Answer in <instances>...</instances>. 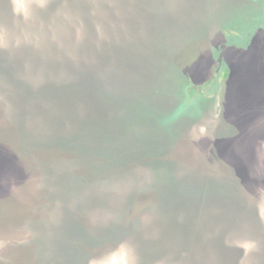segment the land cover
<instances>
[{
  "label": "trees",
  "instance_id": "obj_1",
  "mask_svg": "<svg viewBox=\"0 0 264 264\" xmlns=\"http://www.w3.org/2000/svg\"><path fill=\"white\" fill-rule=\"evenodd\" d=\"M83 1H52L50 11L62 3L63 7L67 6L64 8L69 7L70 11L76 12L81 18L85 17L83 22L93 29L94 16L92 18L90 15V4ZM12 7V0H0V20L6 24H15L16 21L19 25L15 24L14 34H17L26 28L22 25L24 22L21 18L13 20L15 16ZM50 11L45 12L47 18H51ZM41 16L44 20V11ZM108 30L109 26L106 28ZM38 31V36L44 32ZM28 42L20 46L19 52L13 56L0 45V80L5 81V86H0V91L4 93L6 101H0V250L5 249H1V244H4L6 249H16L19 252L17 258L5 257L0 264H44L46 244L50 246L48 253L58 254L59 257L51 255L46 258L45 263H57L58 260L74 264L80 260H88L91 257L88 250L92 246H107L109 241L119 242L129 234L122 226L104 230L100 235L93 234L88 226L75 220L73 209L67 207L64 210L65 216L67 213L74 221L71 219L60 227L56 226L50 234L44 236V170L50 176L47 178L48 182L53 180L64 187L62 194L55 198L59 197L65 204H70L69 201L75 196H85L87 192L99 189L100 186L105 188L114 184L119 174L129 170L131 162L137 166L145 162L155 163L157 167L152 170V183L144 187L152 192H159L161 199L157 209L169 218L174 233L185 234L190 231L193 234L192 228L196 227L198 231L203 226L204 232H196V235L206 233L205 231L213 234L224 224L226 236L230 229L238 232L244 223V230L257 228L262 209L261 200L264 201V159L260 154V143L264 139L263 109L254 117L255 113L247 109L223 107L217 133L211 139V148L204 150L208 154L191 152L192 142L181 140L184 138L183 129L178 128L177 148L172 159H169L164 137H154L150 127L146 125L147 121L156 119V125L165 126L171 120H180L188 113L191 102H186L184 97L183 105L180 104L175 112L169 113L170 116L157 113L158 107L170 100L167 85L171 79L170 75L169 79L166 78V67L157 81L155 78L158 83L152 90L156 94L152 102L144 101L139 93L137 102L126 100L124 104V96L137 95L136 83L140 80V74L137 79H132L137 74L130 76L111 70L106 62L107 57L94 60L92 52L90 54L92 46L87 43V49L82 46L79 50L84 53L78 60L79 67L66 51L59 50L52 55L53 58H45L44 63L52 69V73L55 72V76L44 77L43 82L36 86L25 78L22 71L24 57H35L40 53ZM142 43L132 45L130 50L140 48ZM162 44L166 46L164 51L173 53V47ZM119 47L122 45L117 47L118 61L121 60ZM143 76L145 79L146 74ZM155 76L156 74L152 81ZM124 79L128 82L120 85L127 92L123 90L119 97L118 93L110 90L109 82L117 83ZM158 98L162 103H157ZM114 103L121 104V109L126 108L118 117L123 120L115 128L119 131L118 134H124V127L127 131L129 123L130 132L133 130L135 137L130 136L126 143L118 141L117 147L109 150L106 140L109 129L112 128L107 126L110 119L106 117L111 113L115 114ZM96 121L101 125L100 129L96 128ZM249 131H256L258 134L248 136ZM183 150L190 152L183 153ZM248 158L250 163L246 162ZM231 161L236 163V167L232 166ZM205 163L215 166L214 170L206 167ZM244 163L248 164L247 168ZM252 199L255 200L254 203ZM256 199L260 201L257 202ZM218 220L223 222L220 227ZM140 232L139 228L138 235H143ZM153 242L155 240H151L148 246L153 245ZM177 242L181 244L180 247L173 244L165 252H184L189 255L190 260L192 256L196 259L197 254L198 264H205L208 256L212 259L208 250L202 249L203 252H200L194 246L193 249L188 240L177 239ZM227 242L225 240L224 250L228 252L225 258L229 259L232 254ZM237 260L235 256L234 261Z\"/></svg>",
  "mask_w": 264,
  "mask_h": 264
},
{
  "label": "rangeland",
  "instance_id": "obj_2",
  "mask_svg": "<svg viewBox=\"0 0 264 264\" xmlns=\"http://www.w3.org/2000/svg\"><path fill=\"white\" fill-rule=\"evenodd\" d=\"M52 1L57 0H12L11 10L15 16L13 20H18L16 17L21 18L24 22L22 25L26 29L14 34L16 30L10 31L7 26L11 28L15 24H6L0 20V42L5 47L13 42L12 45L20 47L25 45L23 42L29 40V44L44 48L49 29L52 30V37L60 41L69 29H78L82 33L88 31L87 24L83 22L85 17L81 18L76 12L70 11L69 7L64 8L67 6L63 7L62 3L50 11ZM84 1L90 4V15L92 18L94 16L93 21L100 35L107 34V43L113 51L107 57L108 67L111 70H118L121 74L126 73L130 76L137 74L132 79H137L139 74L141 75L136 83L138 87L135 94L137 95L124 96L122 100L124 104L126 100L136 101L139 93L144 101L152 102L156 96L152 90L157 87L156 83H158L155 82V78L156 81L157 78L159 79L158 76L165 67L167 68L166 78L170 75L171 79L167 85L170 100L163 103L164 106H159L157 113L170 116L169 113L175 112L180 104L183 105L184 97L186 102H191L188 113H185L180 120H171L165 126L161 123L162 126L156 125V119L147 121L146 125L150 127L154 137L156 135L164 137L163 142L166 145L169 159H172L174 150L177 148L178 128L183 129L184 138L181 140L192 142L193 151L191 152L207 153L204 150L211 148L213 143L211 139L217 133L223 107L234 110L247 109L255 113L254 117L258 116L256 114L261 109L264 110V0H230V3L225 5L218 3L216 9L215 7L212 9L213 14L209 15V18L200 20L201 18L195 17V20L189 21L188 16L192 14V10L190 6L182 5L184 0H171L176 4H171L167 11L164 8L165 12L174 13L171 17L170 15L159 16L155 12L154 5H147L143 3V0ZM103 3H107L108 6H102ZM43 11L44 20L41 16ZM48 11L51 12V18L45 15ZM178 11H182L185 15L183 21L176 16ZM107 26H109L108 31H106ZM32 28L34 30H31ZM38 30H44V39L41 38V34L38 36ZM49 42L50 40L46 44L49 45ZM140 42H143V46L136 47L134 51L130 50L132 45L138 46L137 43ZM162 43L173 47V53L170 51L171 48H169L170 53L164 51L166 46ZM119 45H122L119 47L120 61L116 58ZM143 74H146L145 79ZM154 74L156 76L152 81ZM127 82L124 79L117 83L126 84ZM124 88H118L120 89L119 97L122 96L123 90L127 92ZM158 102L162 103L160 98ZM113 106L115 114L111 113L106 117L110 119L107 126L110 125L112 128L109 129L106 140L109 150L117 147L118 141L126 143L127 139L133 135V130L130 132L128 121V130L126 131L124 127L125 133L118 134L119 131L115 128L121 122L123 123V120L118 117L126 108L121 109V104L116 105V103ZM109 109L111 112V108ZM261 114L264 115V113ZM96 128H101L98 121H96ZM248 133V136L258 134L256 131ZM260 144V154L264 159V139ZM189 152L183 150V153ZM241 152H244L243 149ZM49 156L48 154L47 158ZM247 161L250 163L249 158ZM231 164L236 167V163L231 161ZM129 165V170L119 174L118 180L111 186L105 188L100 186L99 189L87 192L85 196H75L69 201L70 204H65L66 202L59 197L55 198L56 195L62 194L64 187L53 180L48 182L47 178L50 176L44 170V236L50 234L56 226L60 227L72 219L67 213L65 216L64 210L67 207L73 209L76 215L75 220L88 226L93 234L98 235L99 233L100 235L102 231L115 226H122L127 232L129 231L126 238L119 242L109 241L107 246H92L88 250L91 252V257L74 264H90L92 261L104 260H115L119 264L120 247L123 243H128L134 249L136 264H198L197 254L196 259L192 256L190 260L189 255L184 252L176 254L173 250L170 253L165 252L173 244L181 246L177 239L190 241L189 246L192 248L194 246L200 252H203L202 249L208 250V254H211L214 261L208 256L205 264H264L263 200H261L260 221L257 220L258 226L261 225L259 229L257 226L256 229L244 230L246 228L244 223L241 225L242 228L245 226L243 229L240 227L238 232L230 229L229 233L224 236L225 225L220 227L223 222L218 220L220 230L217 228L213 234L205 231L206 233L196 235V232H204L203 226L198 231L196 227L192 228L193 234L190 231H186L187 234L190 233L188 235L174 233L169 218L159 208L157 209L161 199L159 192H152L144 187L152 183L154 178L152 170L157 167V164H146L145 162L137 166L131 162ZM243 165L248 167L246 163ZM205 166L212 170L215 168L209 163H205ZM116 174L117 172L114 173ZM39 186L42 185L39 184ZM258 200L260 201L256 199L257 202ZM251 201L255 202L253 199ZM221 217L218 216V218ZM254 224L251 225L255 227ZM139 228L140 233H143L141 236L138 235ZM243 232H248V234H242ZM32 234L30 237L33 240ZM151 240L155 242L149 247ZM225 240L228 241L227 247L232 254L228 257L229 259L225 258L228 253L224 250ZM2 248L5 249L0 250V261L5 257L15 256L17 258L19 255L16 249H6L4 244H1ZM49 249V245H44V264H47L45 260L51 255V257H59L58 254L48 253ZM235 256L238 258L237 262L234 261ZM199 257L203 261V258ZM56 261L57 263L52 264H73L71 261ZM200 264L203 263L200 262Z\"/></svg>",
  "mask_w": 264,
  "mask_h": 264
},
{
  "label": "water",
  "instance_id": "obj_3",
  "mask_svg": "<svg viewBox=\"0 0 264 264\" xmlns=\"http://www.w3.org/2000/svg\"><path fill=\"white\" fill-rule=\"evenodd\" d=\"M230 0H184L182 5L183 6H190L191 10H192V14L190 16H188V21L189 20H195V17H197L200 20L203 19H207L209 18L213 13L212 9L216 6H218V3H222L223 5L227 4ZM143 3L147 4V5H154L155 9H156V13L161 16V15H170L173 16L174 13L171 12H165L167 11V8L170 7L171 4H176L174 2H172L171 0H143ZM149 3V4H148ZM218 4V5H217ZM102 6H108L107 3H103ZM164 8L166 9L164 11ZM211 10V11H209ZM210 15V16H209ZM176 16L180 17L181 21H183L182 19L184 18V14H182V11H178L176 12ZM175 18V17H174ZM178 20V19H176ZM15 24L18 26L19 24L15 21ZM94 27L93 29L88 28V31H86L85 33H82L80 30L78 31V29L76 30H72L69 29L67 30L64 35H63V39L62 41L60 40H55L52 35V30L49 29V31L47 32L48 38L47 41L50 40L49 45L46 44V42H42V44H45L44 48H39L37 46H33L35 50L39 51V55L35 56V57H24L23 59V64H24V68H23V73L25 78L29 81H31L33 84H35L36 86H38L39 84H41L44 80V77L46 76H51L54 77L55 76V72L52 73V69L48 68L46 66V63H44V59L45 58H53L52 55H55L56 51H66L67 55H69L70 57L74 58L77 62V66L79 67V62L78 60L80 58H82V55L84 53H81L79 50L80 48L83 46L87 49V43H89L92 46V49L90 51V54L92 52V56L94 57V60L98 61V59L100 57H108L110 56L113 51L111 49V47L108 45L107 41L108 39H106V35H100L99 33V29L96 25V23H94ZM8 29L10 31H15L16 27L14 25V27H11ZM44 31V30H43ZM189 31L191 32V28H189ZM79 34V35H78ZM41 38L44 39V32H41ZM44 41V40H43ZM25 43V42H23ZM13 44V43H12ZM10 45L5 47L1 42V48H3V50H7L10 55H14L17 54L19 52V48L16 45ZM43 44V46H44ZM89 45V46H90ZM4 50V51H5ZM42 51L44 53H42ZM117 53V51H116ZM115 53V54H116ZM89 54V55H90ZM98 58V59H97ZM173 58V57H172ZM169 60L171 61V58L169 57ZM106 62L108 63V60H106ZM4 80H0V86H5L4 84ZM109 88L111 91L116 92L117 93L120 91L121 89V85L115 82H109ZM118 88H120L118 90ZM1 93V91H0ZM4 93L0 94V101L3 102L4 100ZM4 102L6 103V101L4 100ZM5 105V104H4ZM7 107V105H5ZM8 110V107H7Z\"/></svg>",
  "mask_w": 264,
  "mask_h": 264
},
{
  "label": "clouds",
  "instance_id": "obj_4",
  "mask_svg": "<svg viewBox=\"0 0 264 264\" xmlns=\"http://www.w3.org/2000/svg\"><path fill=\"white\" fill-rule=\"evenodd\" d=\"M121 260L119 264H136L135 251L128 243H123L120 247ZM90 264H117L115 260L92 261Z\"/></svg>",
  "mask_w": 264,
  "mask_h": 264
}]
</instances>
